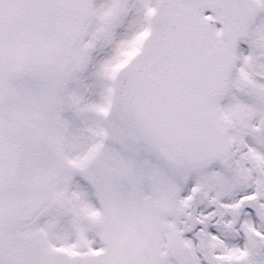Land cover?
I'll return each instance as SVG.
<instances>
[{
    "label": "snow or ice",
    "instance_id": "snow-or-ice-1",
    "mask_svg": "<svg viewBox=\"0 0 264 264\" xmlns=\"http://www.w3.org/2000/svg\"><path fill=\"white\" fill-rule=\"evenodd\" d=\"M0 264H264V0H0Z\"/></svg>",
    "mask_w": 264,
    "mask_h": 264
}]
</instances>
